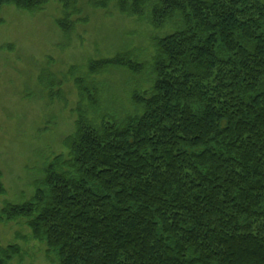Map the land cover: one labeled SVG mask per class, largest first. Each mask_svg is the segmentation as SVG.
Wrapping results in <instances>:
<instances>
[{"label":"trees","instance_id":"trees-1","mask_svg":"<svg viewBox=\"0 0 264 264\" xmlns=\"http://www.w3.org/2000/svg\"><path fill=\"white\" fill-rule=\"evenodd\" d=\"M60 2L68 37L86 19L78 0ZM90 5L160 33L142 59L125 49L88 60L82 77L70 68L80 101L97 108L104 83L92 77L109 69L149 87L130 92L132 112L78 109L65 152L43 164L26 201L0 207V223L22 219L52 264H264V0ZM47 77L50 101L63 98V80ZM21 255L0 245V264Z\"/></svg>","mask_w":264,"mask_h":264},{"label":"rangeland","instance_id":"rangeland-1","mask_svg":"<svg viewBox=\"0 0 264 264\" xmlns=\"http://www.w3.org/2000/svg\"><path fill=\"white\" fill-rule=\"evenodd\" d=\"M91 1L78 0L80 16L86 21L77 22L68 37L56 22L63 15L60 0H48L35 12L11 4L0 9V181L4 187L0 207L31 196L43 164L65 152L62 141L74 131L78 111L85 110L97 119L99 107L101 112L109 105L121 114L132 112L130 92L149 87L143 76L109 69L92 77L104 83L97 108L80 101L70 68H78L75 76L82 77L88 60L113 57L125 49L142 59L151 51L152 37L160 33L143 21L120 14L113 5L96 9ZM78 17L72 15L71 19ZM49 72L63 80V98L50 101L46 89ZM8 244H17L22 250L11 264H52L51 255L30 238L22 219L0 223V245Z\"/></svg>","mask_w":264,"mask_h":264}]
</instances>
